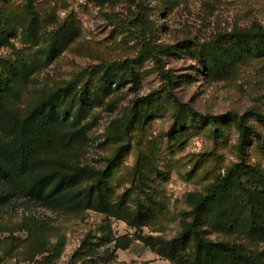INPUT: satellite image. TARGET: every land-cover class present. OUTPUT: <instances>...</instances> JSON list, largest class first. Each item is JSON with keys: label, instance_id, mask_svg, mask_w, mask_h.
Returning a JSON list of instances; mask_svg holds the SVG:
<instances>
[{"label": "rangeland", "instance_id": "obj_1", "mask_svg": "<svg viewBox=\"0 0 264 264\" xmlns=\"http://www.w3.org/2000/svg\"><path fill=\"white\" fill-rule=\"evenodd\" d=\"M254 22L264 24V0H0V35L12 33L0 44V68L36 67L16 103L23 110L39 89L97 96L76 154L108 170L107 199L140 203L141 234L169 240L190 211L188 194L204 193L239 160L240 120L251 132L247 159L264 169V57L212 68L222 54L216 39ZM51 48L60 55L47 62L41 52ZM175 98L214 119L193 118ZM134 232L94 211L0 215V264H172L139 241L125 250L109 242Z\"/></svg>", "mask_w": 264, "mask_h": 264}, {"label": "trees", "instance_id": "obj_2", "mask_svg": "<svg viewBox=\"0 0 264 264\" xmlns=\"http://www.w3.org/2000/svg\"><path fill=\"white\" fill-rule=\"evenodd\" d=\"M25 10L34 16L29 2ZM11 34L3 32L0 44L8 45ZM215 44L222 54L213 69L225 68L236 57L262 58L264 24L254 22L233 29L219 36ZM60 51L51 48L41 53L52 62ZM155 61L162 70L160 60L155 57ZM213 69L208 68L207 73ZM35 73L36 67L29 63L12 62L0 68V215L34 209L75 215L94 211L135 230L132 236L110 239L115 249L125 250L139 241L172 264H264V169L247 159L251 132L243 120L237 123L239 160L204 193L188 194L190 211L183 214L179 233L169 240L144 236L139 231L147 225L148 215L140 203L130 208L122 198L107 199L103 191L108 170L81 163L75 151L88 140L85 120L101 105L100 100L87 91L74 93L69 87L39 89L23 110L16 103L32 86ZM163 75L172 88L173 79ZM69 98L75 108L65 103ZM175 101L197 120L214 119Z\"/></svg>", "mask_w": 264, "mask_h": 264}]
</instances>
